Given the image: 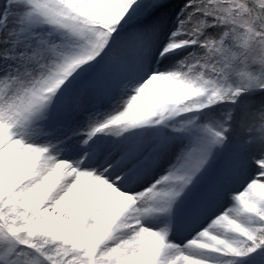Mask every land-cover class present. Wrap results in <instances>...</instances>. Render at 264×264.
Returning <instances> with one entry per match:
<instances>
[{
    "label": "snow or ice",
    "instance_id": "1",
    "mask_svg": "<svg viewBox=\"0 0 264 264\" xmlns=\"http://www.w3.org/2000/svg\"><path fill=\"white\" fill-rule=\"evenodd\" d=\"M0 264H264V0H0Z\"/></svg>",
    "mask_w": 264,
    "mask_h": 264
}]
</instances>
